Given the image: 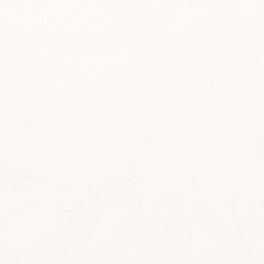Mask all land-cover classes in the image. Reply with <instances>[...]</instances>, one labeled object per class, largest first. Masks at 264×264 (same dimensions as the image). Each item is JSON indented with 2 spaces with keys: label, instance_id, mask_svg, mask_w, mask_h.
Here are the masks:
<instances>
[{
  "label": "snow or ice",
  "instance_id": "6c2138e0",
  "mask_svg": "<svg viewBox=\"0 0 264 264\" xmlns=\"http://www.w3.org/2000/svg\"><path fill=\"white\" fill-rule=\"evenodd\" d=\"M0 264H264V0H0Z\"/></svg>",
  "mask_w": 264,
  "mask_h": 264
}]
</instances>
